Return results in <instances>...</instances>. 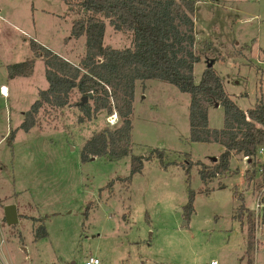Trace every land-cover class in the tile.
Segmentation results:
<instances>
[{
  "label": "rangeland",
  "instance_id": "1",
  "mask_svg": "<svg viewBox=\"0 0 264 264\" xmlns=\"http://www.w3.org/2000/svg\"><path fill=\"white\" fill-rule=\"evenodd\" d=\"M188 1L194 2L199 56L195 82L210 64L239 108L264 101V0ZM75 17L62 0H0V85L7 91L0 92V252L10 264H84L91 256L99 264H264V225L255 230L248 253L245 218L234 217L239 194L255 212L262 187L257 182L264 183L263 149L262 171L256 165L250 184L246 160L236 153L225 173L203 181L194 162L211 163L223 147L189 140V95L174 85L135 81L130 153L148 156L159 149L163 155L160 160L154 153L131 175L130 154L81 160L85 140L117 125L118 117L100 111L86 118L76 90L67 106L44 105L34 126L19 127L23 112L48 85L30 40L78 64L85 46L83 36L70 37ZM104 42L122 48L131 35L114 31L105 19ZM27 57L34 58L32 75L9 78L7 65ZM207 117L210 127L220 128L222 106H209ZM190 193L193 211L186 217ZM7 204L18 215L11 225L3 219ZM40 224L46 236L35 239Z\"/></svg>",
  "mask_w": 264,
  "mask_h": 264
},
{
  "label": "trees",
  "instance_id": "2",
  "mask_svg": "<svg viewBox=\"0 0 264 264\" xmlns=\"http://www.w3.org/2000/svg\"><path fill=\"white\" fill-rule=\"evenodd\" d=\"M76 13L70 25V37H84L85 51L74 64L39 42L31 39L30 50L42 59L47 87L40 89L37 98L23 112L20 128L27 131L35 125L36 115L44 105L63 108L70 103L73 90L82 96L92 93L89 102L77 103L86 118L98 112H113L118 117L114 127L95 131L82 145V161L91 157L117 160L130 156V175L142 169L143 161L155 153L162 160L163 151L153 149L148 156L130 153L131 114L135 95V81L157 79L174 85L189 95V140L218 143L223 150L207 164L195 161L203 181L228 170L232 153L246 157L247 183L255 179L256 165H262L259 152L264 149V101L251 108L241 109L227 95L222 80L212 66H206L198 82L193 76V64L199 60L195 51L193 1L186 0H62ZM105 19L114 31L129 33L131 43L122 48L104 42ZM34 58L7 65V75L28 77L33 72ZM218 103L223 108L220 128L208 125V107ZM82 119V117H81ZM11 135V133L9 134ZM192 163L189 161L187 170ZM264 165V164H263ZM260 168V166H259ZM258 168V170H259ZM260 173V172H259ZM129 178H126V180ZM263 183L257 182V187ZM259 190V189H258ZM259 192V191H258ZM240 203L234 217L245 218L247 248L254 243L255 217ZM264 203V196L260 199ZM185 216L192 211V193L184 206ZM251 212V213H250ZM258 225H264V207ZM46 236L43 224L35 230V239Z\"/></svg>",
  "mask_w": 264,
  "mask_h": 264
},
{
  "label": "built area",
  "instance_id": "3",
  "mask_svg": "<svg viewBox=\"0 0 264 264\" xmlns=\"http://www.w3.org/2000/svg\"><path fill=\"white\" fill-rule=\"evenodd\" d=\"M5 87L4 86H0V92L2 95L6 94L5 91ZM262 150V149H261ZM260 150V151H261ZM244 159H246V157H244ZM262 171V168H259V172ZM261 196H264V183L261 187V190L259 192H257L256 196H255V207L253 209L254 212V217H255V230L258 228V217H259V213L260 210L262 209V207H264V203L260 200ZM0 244H4V239L1 238ZM0 264H10V262L5 258V256L0 252ZM84 264H99V260L97 257H88L85 259ZM211 264H214V261H211Z\"/></svg>",
  "mask_w": 264,
  "mask_h": 264
},
{
  "label": "water",
  "instance_id": "4",
  "mask_svg": "<svg viewBox=\"0 0 264 264\" xmlns=\"http://www.w3.org/2000/svg\"><path fill=\"white\" fill-rule=\"evenodd\" d=\"M207 66H211L210 64H208ZM92 96V93L91 92H88L87 93V96L84 95L81 97V100H80V104H83L88 97H91ZM215 106L218 105V103H215L214 104ZM94 157H92L93 159ZM212 160H216L215 157L212 158ZM3 219L5 220V222L7 224H14L17 222V211H16V207L13 205V204H7L3 207Z\"/></svg>",
  "mask_w": 264,
  "mask_h": 264
},
{
  "label": "crops",
  "instance_id": "5",
  "mask_svg": "<svg viewBox=\"0 0 264 264\" xmlns=\"http://www.w3.org/2000/svg\"><path fill=\"white\" fill-rule=\"evenodd\" d=\"M32 75V74H31ZM30 75V76H31ZM29 77V76H28ZM0 86H4L5 88H6V86L4 85V84H1ZM5 91H6V89H5ZM6 94H7V91H6ZM6 94H4V95H6ZM134 98H135V95H134ZM263 151H264V149H263Z\"/></svg>",
  "mask_w": 264,
  "mask_h": 264
}]
</instances>
